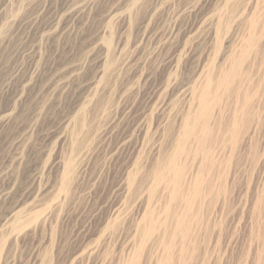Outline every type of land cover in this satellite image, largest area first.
I'll return each mask as SVG.
<instances>
[{"label": "rangeland", "instance_id": "374dc122", "mask_svg": "<svg viewBox=\"0 0 264 264\" xmlns=\"http://www.w3.org/2000/svg\"><path fill=\"white\" fill-rule=\"evenodd\" d=\"M0 264H264V0H0Z\"/></svg>", "mask_w": 264, "mask_h": 264}, {"label": "bare ground", "instance_id": "6f19581e", "mask_svg": "<svg viewBox=\"0 0 264 264\" xmlns=\"http://www.w3.org/2000/svg\"><path fill=\"white\" fill-rule=\"evenodd\" d=\"M251 5V4H250ZM78 6V5H77ZM87 6V5H86ZM85 6V7H86ZM73 7V6H72ZM75 7V6H74ZM114 7V6H113ZM71 8V7H70ZM74 9V8H73ZM80 9V8H79ZM119 9V8H118ZM83 11H84V8L82 9ZM78 11V10H77ZM80 11V10H79ZM70 12V11H69ZM68 12V13H69ZM81 12V11H80ZM79 12V13H80ZM114 12V11H113ZM71 13V12H70ZM78 13V14H79ZM125 13V12H124ZM77 14V13H76ZM244 17V16H243ZM257 29V28H256ZM257 33V32H256ZM251 45V44H250ZM250 47V46H249ZM107 50H106V55H104L106 58L105 59H107V57H109V51H110V49L109 48H106ZM233 55H234V53H233ZM108 60V59H107ZM232 67V66H231ZM77 71V70H76ZM105 71L106 70H101V71H99V73H98V75H101L102 73H105ZM78 72V71H77ZM54 74V73H53ZM210 76H211V74H210ZM212 77V76H211ZM215 77V76H214ZM231 77H233V76H231ZM211 80H213V79H211ZM224 80V79H223ZM222 83V82H221ZM209 88H210V80L208 81V83H207V85H206V89H207V91L209 90ZM100 89V88H99ZM208 93V92H207ZM205 95H206V93H204ZM205 98V97H204ZM204 100V99H203ZM204 103V102H203ZM205 106H206V104H204L203 106H202V108H204V110H203V112H202V115H204L205 116V114L207 113V111H205ZM4 116V115H3ZM2 117V116H1ZM8 118V116H4V118ZM79 118V117H78ZM76 119H77V117H73V118H71L70 120H68V123H67V128L68 127H70L71 125H73L75 122H76ZM195 123V122H194ZM192 124V122H191V116L190 115H188V117L186 118V120H185V130H184V132H183V134L181 135V137H180V139H179V146L178 147H181V151L179 150V148H178V150L180 151V152H182V151H184L183 149H184V147H185V143H186V141L189 139V138H191L192 137V135H193V133H194V126L196 125V124ZM209 123V122H208ZM196 131V130H195ZM202 136H204V135H202ZM203 139H204V137H202ZM48 139V138H47ZM203 147V146H202ZM177 150V151H178ZM176 151V153H179V151L177 152ZM201 152V151H200ZM176 155V154H175ZM178 155V154H177ZM176 155V156H177ZM183 167V166H182ZM182 167L180 168V167H178V165H177V163H176V159H175V156H172L171 157V159H170V161L168 162V164L167 165H165V167H164V169L163 170H174L175 171V178H174V183H175V185H177L179 182H181L180 180H181V178H182V175H183V172L184 171H182ZM64 169H65V171H66V173H69V171H70V169H71V163L69 162V161H67V162H64ZM174 171H173V173H174ZM166 172V171H165ZM169 172V171H168ZM167 173V172H166ZM163 174V173H162ZM66 175V174H65ZM69 175V174H68ZM198 175H200V174H198ZM65 178L67 177V176H64ZM64 180V179H63ZM64 183V182H63ZM197 185V184H196ZM176 190H174V192H175ZM176 193V192H175ZM178 194V193H177ZM176 196V195H175ZM175 198V197H174ZM19 216V215H18ZM148 234V233H147Z\"/></svg>", "mask_w": 264, "mask_h": 264}]
</instances>
